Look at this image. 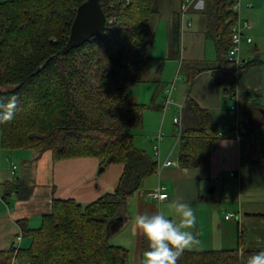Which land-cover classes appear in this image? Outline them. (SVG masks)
<instances>
[{
	"label": "trees",
	"instance_id": "trees-1",
	"mask_svg": "<svg viewBox=\"0 0 264 264\" xmlns=\"http://www.w3.org/2000/svg\"><path fill=\"white\" fill-rule=\"evenodd\" d=\"M84 1H0V23L3 16H16V22L2 28L4 35L14 34V38L7 48L6 66L0 70V107H4L0 114L7 111L10 99L16 98L9 125H0L3 148L50 150L55 160L95 156L102 169L115 162L124 165L116 188L96 201L81 205L54 200L41 226L26 231L31 244L19 248L17 264H125L128 251L109 244L108 223L142 179L157 169L154 157L134 144L132 129L141 122L142 108L127 100L129 85L142 81L153 61L147 47L157 13L155 0H99L107 19L105 28L83 45L65 50L76 9ZM205 1L213 22L210 33L226 51L214 81L223 87L225 96L233 98L239 76L252 62L236 71L225 69L229 67L230 28L236 18L233 0ZM22 39L24 44L19 45ZM178 40L179 27L174 22L171 45L178 46ZM90 70L99 83L91 92L103 98L95 117L84 109V93L77 99L74 95ZM54 98L62 109L57 120L46 122L38 112L44 113ZM180 131V165H207L218 138L212 113L186 98ZM259 251L264 250L184 249L177 264H246L247 257ZM12 258V250L0 251V264H12Z\"/></svg>",
	"mask_w": 264,
	"mask_h": 264
},
{
	"label": "crops",
	"instance_id": "crops-1",
	"mask_svg": "<svg viewBox=\"0 0 264 264\" xmlns=\"http://www.w3.org/2000/svg\"><path fill=\"white\" fill-rule=\"evenodd\" d=\"M180 4L177 0L173 12L160 16L159 22L163 20L167 29L158 40L161 51L148 54L153 61L143 80L127 89L128 102L142 108L141 122L132 129L134 144L154 157L157 169L142 179L140 187L118 209L116 217L122 219L121 225L109 231V244L128 251L125 264L129 260L134 264V257L136 264H143L144 253L149 250V241L135 226L134 218L161 213L179 225L181 217L175 213V201L188 203L196 217L191 228L182 229L195 236L185 250H264L263 62L257 48L246 49L245 65L252 64L239 76L234 97L225 96L223 87L214 81V73L222 68L226 51L210 33L213 22L207 3L195 0L183 17ZM174 22L179 27L178 46L170 43ZM153 40L154 34L150 43ZM244 44V48L249 46ZM167 60L173 70L178 69L181 81L172 92V104L165 107L166 90L179 80L176 74L171 82L165 81L170 79L164 73ZM225 69L233 70L230 66ZM188 97L212 113L218 133L205 166L183 167L179 163L182 108ZM167 110L171 115L166 121ZM178 115L180 122L175 124L173 118ZM159 131L163 138L156 155L154 137ZM167 160L173 163L166 165ZM123 171L124 165L118 162L102 169L101 160L95 156L55 160L50 150H6L0 133V251L9 250L17 235L22 237L20 248L30 246L26 231L41 226L54 200L90 204L113 191ZM159 184L166 186L168 194L161 201L152 196ZM228 213L232 216L226 218Z\"/></svg>",
	"mask_w": 264,
	"mask_h": 264
},
{
	"label": "rangeland",
	"instance_id": "rangeland-1",
	"mask_svg": "<svg viewBox=\"0 0 264 264\" xmlns=\"http://www.w3.org/2000/svg\"><path fill=\"white\" fill-rule=\"evenodd\" d=\"M0 1H4V0H0ZM182 2V0H181ZM177 4V0H155L154 1V8L157 10V13H155V15H159L157 17V21H154V26H153V34H154V40L153 42H151L149 44V46L147 47V53L149 54L150 52L153 53L154 55L157 54V52L160 50L161 51V47H159L158 45V40L160 37V33L164 32L166 33V28H165V23H163V20H161L159 22V18L161 15L165 14L167 11L168 12H173L175 9V6ZM251 4L252 6L249 7L248 5ZM17 13V12H16ZM181 16V14H180ZM239 16L240 18L243 19H248L252 22L253 25V29L251 31H249V34L252 36L253 42L248 44L249 46H245V44L242 45V56L246 57V49H248L249 47H255L257 48V53L260 57V59L263 62L264 65V0H242V5L240 7L239 10ZM3 21L0 23V56H2L5 60H2L0 58V70L3 69L6 65V59L8 58L7 54V48H11V46L13 45V42L11 41V39L14 38V34L11 36H6L4 35L3 32V27L5 29H7V27L11 24V22H16V16L11 18H8L7 16H3ZM156 23V24H155ZM5 25V26H4ZM173 29V25L170 29V31H172ZM168 32V31H167ZM19 35H22V32H17ZM24 44V39H22L19 43V45H23ZM152 45V46H151ZM9 55V53H8ZM251 54H249L250 56ZM171 61L167 60L164 61V63H167L166 67L164 68V64L162 65L164 68V73L166 75H170V79L169 80H165L166 82H171L174 78V76L176 74H178L179 76V80L176 82L178 85V83H180L181 81V76L178 73V69H172V67L169 65ZM99 85L98 80L96 78V76H93V71L90 70L87 74V78L84 81L83 85H80L76 87V91L74 93L76 99L77 97H79V95L81 93H84V95L86 96V100L85 102H82L84 109L86 111V113L90 116V117H95L96 113H98V111L100 110V102L102 101V97H97L95 96L96 91H94V93L92 94V90L97 87ZM171 86V85H169ZM49 90L52 89V85H47L46 86ZM3 88H5V86H3ZM41 92L43 91V87H40ZM80 90L82 92H80ZM176 91V90H175ZM175 91H173L175 93ZM173 93V95H174ZM166 96V93H165ZM4 107H0V112L3 111ZM62 109V104L60 103L58 105V103H56L55 98L49 102V104L46 106L45 108V112L43 113H39L38 112V116L39 118L43 120V118L45 117V121L46 122H50V121H54V119H58L59 115H60V111ZM175 115H176V109H174ZM166 121L170 118L169 115L170 112L169 110H167L166 112ZM0 125H9V123H7V121H2L0 120ZM175 129V134L178 131V127L177 125L174 126ZM150 136V134H149ZM9 164V162H7ZM11 166V165H10ZM13 172H15L16 170L14 168ZM20 170L17 169V172H19ZM14 258V256H13ZM12 258V260H13ZM16 258V257H15ZM135 257H134V264H136L135 261ZM127 264H133L132 261L129 260V262Z\"/></svg>",
	"mask_w": 264,
	"mask_h": 264
},
{
	"label": "clouds",
	"instance_id": "clouds-1",
	"mask_svg": "<svg viewBox=\"0 0 264 264\" xmlns=\"http://www.w3.org/2000/svg\"><path fill=\"white\" fill-rule=\"evenodd\" d=\"M16 98L12 97L7 104V111L0 114V120L7 121L13 118ZM175 213L181 217L180 224L161 213L142 214L134 218V224L149 241V250L144 253L143 264H177L183 252L195 241L191 231L182 230L191 228L195 224V214L188 203L175 201ZM246 264H264V251L249 255Z\"/></svg>",
	"mask_w": 264,
	"mask_h": 264
},
{
	"label": "built area",
	"instance_id": "built-area-1",
	"mask_svg": "<svg viewBox=\"0 0 264 264\" xmlns=\"http://www.w3.org/2000/svg\"><path fill=\"white\" fill-rule=\"evenodd\" d=\"M194 1L195 0H182L180 4V14L182 15V17L184 16V14L187 12L188 8ZM241 5H242V0H233L232 9L236 13V18L230 28L231 44L228 50L227 60H228L230 68L233 69L234 71L241 69L243 65H245V60L243 59V56H242V45L244 43L250 44L253 42L252 36L249 34V31L252 28L251 21H249L248 19L240 18L239 16V10H240ZM248 6L251 7L252 5L249 4ZM174 88H175V84H173L170 88L166 90V96L164 100L165 107L170 106L173 102L172 92ZM173 122L175 124H179L180 116L179 115L175 116L173 118ZM162 138H163V134L160 131L154 137V140L156 142V145L154 146L156 155H158V152H159L158 145ZM172 163L173 162L170 160H167L165 162L166 165H170ZM13 168H15V165H13ZM166 189L167 188L164 184H159L152 194L153 198L158 199L159 201L166 199L168 197ZM231 216L232 214L228 213L225 217L229 218ZM21 238H22L21 235H17L16 242L10 248V250L13 251V256H14L12 260V264H17L15 254L18 252L20 248L19 243H20Z\"/></svg>",
	"mask_w": 264,
	"mask_h": 264
},
{
	"label": "water",
	"instance_id": "water-1",
	"mask_svg": "<svg viewBox=\"0 0 264 264\" xmlns=\"http://www.w3.org/2000/svg\"><path fill=\"white\" fill-rule=\"evenodd\" d=\"M106 20L99 0H85L82 2L76 9L65 50L78 47L90 40L105 28ZM121 221L120 217L112 219L109 222V231L117 229L121 225Z\"/></svg>",
	"mask_w": 264,
	"mask_h": 264
}]
</instances>
